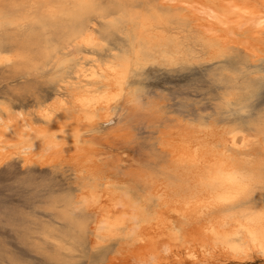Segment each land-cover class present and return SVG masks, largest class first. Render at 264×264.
Listing matches in <instances>:
<instances>
[{
    "label": "snow or ice",
    "instance_id": "snow-or-ice-1",
    "mask_svg": "<svg viewBox=\"0 0 264 264\" xmlns=\"http://www.w3.org/2000/svg\"><path fill=\"white\" fill-rule=\"evenodd\" d=\"M9 6L0 228L23 225L39 259L5 241L0 264H105L111 241L148 245V264H264V0H34L32 51L4 31ZM160 76L186 83L151 87ZM29 153L77 158L75 187L67 168L16 172ZM105 192L116 198L94 223Z\"/></svg>",
    "mask_w": 264,
    "mask_h": 264
},
{
    "label": "rangeland",
    "instance_id": "rangeland-1",
    "mask_svg": "<svg viewBox=\"0 0 264 264\" xmlns=\"http://www.w3.org/2000/svg\"><path fill=\"white\" fill-rule=\"evenodd\" d=\"M158 2L157 0H140V2ZM34 0H27V2L25 0H0V7L4 6V5H11L7 8L10 9H14L16 8V10L18 9L19 11L21 10H26L28 9V5L33 3ZM26 3V4H25ZM20 8V9H19ZM30 13V12H29ZM26 27V25H20L19 28L23 29ZM18 29L17 26H9L8 27V33H10V36L14 34L15 30ZM194 31V29H193ZM12 37V36H11ZM196 36L193 35L191 37L193 46H195L196 44ZM32 45H29V50L28 51H32ZM186 83V79L185 78H181V77H169V76H160L157 79H154L153 81H151L150 86L157 88V89H163L165 91L174 93L175 89L181 85H184ZM4 85L3 83H0V88H3ZM47 94V93H46ZM173 107H175L176 105L173 104ZM128 156H132V153L129 152L127 154ZM134 159V157H133ZM34 163V164H33ZM30 163V165L28 164V168L32 170V172L34 174H47L51 171L52 168H60V169H70L73 170L71 171V176H72V183H73V187H75L76 184V171H78L81 166L77 165L74 161L71 160H67V161H61V162H57L54 164H50V165H41L40 163L37 162H33ZM23 164L22 158L21 157H17V164L14 166V170L16 172H23L24 168L21 167L20 165ZM8 179L7 176H0V183L5 182ZM53 179H55L56 181L63 183L64 180L66 179L65 174L63 171H60L59 173H57ZM161 183L162 182H157L155 185H153L151 187V190L155 193L156 191L162 190L161 188ZM259 195L258 193L256 194V198H258ZM97 209H94V213L97 214ZM96 220V219H95ZM95 222V221H94ZM20 230L19 231H13L12 229H5V228H0V245H2L5 241L7 242L8 246L13 250L18 252L21 256H23L26 259L35 261L37 259H39V257L35 256L31 250H30V239L27 238L28 237V233L24 232L23 230V225H20ZM125 243V244H124ZM122 244H124V246H122ZM129 245L126 242H120V243H116L115 241H111L109 242V244L102 246V249L100 250L99 254H98V258L105 262V264H111V260H112V256H120L122 255L126 248ZM119 248H123V249H118ZM117 250H116V249ZM120 250V253H119ZM123 251V252H122ZM115 256V257H116ZM258 260V261H256ZM260 258L259 257H254L253 258V264H259ZM255 262V263H254Z\"/></svg>",
    "mask_w": 264,
    "mask_h": 264
},
{
    "label": "bare ground",
    "instance_id": "bare-ground-1",
    "mask_svg": "<svg viewBox=\"0 0 264 264\" xmlns=\"http://www.w3.org/2000/svg\"><path fill=\"white\" fill-rule=\"evenodd\" d=\"M25 1L27 2V0H25ZM28 2H29V0H28ZM49 2H56V0H49ZM193 2L209 3V4H222L224 2V0H193ZM235 2L252 4V3H258L259 0H235ZM5 15H6V19H4V21H3L4 31L8 33V27L9 26H11V27L17 26L18 29H16L14 34L11 35L12 36L11 39H13L16 42L17 46L20 47L22 50L28 51L29 45H32L33 43H35L39 40V35H38L39 26L35 25L31 22V18H30L31 14L29 13V9L19 11L18 9L16 10V8H15V10L10 9V8H6L5 9ZM188 15H190V14H188ZM198 22L201 24L211 23L210 21H206V20H200ZM20 25H26L24 30L19 28ZM194 32H198V29L194 28ZM252 38L254 39V37H252ZM86 67H87V65H86ZM29 119H31V117H29ZM38 145H39V141H36L35 146H38ZM21 158H22L23 162H24V160H27L29 165H30V163L37 162V163H40L41 165L45 166V165H50V164H54V163L61 162V161L71 160V161H74L77 165L82 166L81 161H79L75 157H72L69 159H59V158L54 159L53 157H38L36 154L29 153L26 156H22ZM104 197L105 198L102 201L101 207L96 210L97 214H96L95 222H98L99 218L101 216H103L106 211H109V205H110L111 200L116 198L115 196L110 195L108 192L104 193ZM165 204H167L168 207H165L164 206ZM171 206L172 205L170 202H167V201L161 202L162 212L164 215H166L167 219H171L172 215H173V213L169 212V207H171ZM124 211H126V209H120V210H117L116 208L110 209L111 215H113V216H116V215H118ZM159 235L163 236L164 234L160 233ZM124 244H122V246H124ZM123 248L118 247V249H123ZM147 248H148V245H145L143 247H141V246H128L122 255H120V256L115 255L116 257L112 256L111 264H136V262L138 260H142L145 262V264H148V261L150 260V254L147 252ZM119 253H120V250H119ZM256 261H258V260H256Z\"/></svg>",
    "mask_w": 264,
    "mask_h": 264
}]
</instances>
